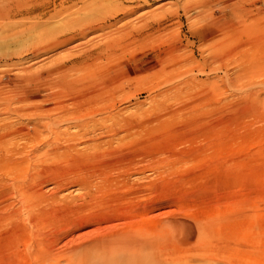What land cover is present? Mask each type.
I'll use <instances>...</instances> for the list:
<instances>
[{
    "label": "rangeland",
    "instance_id": "obj_1",
    "mask_svg": "<svg viewBox=\"0 0 264 264\" xmlns=\"http://www.w3.org/2000/svg\"><path fill=\"white\" fill-rule=\"evenodd\" d=\"M62 1L37 0L43 9L0 23V108L46 105L63 115L61 126L54 123L63 133L58 142L45 131L22 149L36 158L17 181L37 193L15 223L0 218V264H27L24 252L29 245L39 253L37 242L51 241L55 253L70 257L109 233L175 243L180 223L204 234L214 255L264 264V0H65L69 9L49 17ZM137 3L143 6L123 14L122 5ZM153 10L162 28L137 30L138 17ZM125 22L133 25L127 33ZM82 24L103 27L81 37ZM92 47L100 58L91 66L68 67L72 55L85 60ZM166 49L176 61L164 59ZM212 51L225 60L211 61ZM60 61L67 81L52 68ZM28 87L49 101L13 104V94ZM86 106L91 111L79 113ZM0 111V122H24ZM120 154L136 157L125 172L107 165ZM11 158L1 157L0 179ZM103 171L105 183L97 179ZM10 188L0 216L19 205ZM114 216L116 229L100 221Z\"/></svg>",
    "mask_w": 264,
    "mask_h": 264
},
{
    "label": "bare ground",
    "instance_id": "obj_2",
    "mask_svg": "<svg viewBox=\"0 0 264 264\" xmlns=\"http://www.w3.org/2000/svg\"><path fill=\"white\" fill-rule=\"evenodd\" d=\"M124 1H127V0H124ZM143 2L145 3L146 0H143ZM141 5L143 6V4H139V3L134 4V5L132 4L130 6L122 5L121 9L123 10L122 11L123 14L125 16H127V15H130V13L134 12L139 7H141ZM119 6H120V4H119ZM44 7L45 6H43V5L40 6L39 3H37V0L36 1L0 0V23H4V21H6V20L8 21L9 19H12L16 15L31 14V13L35 12L36 10H39L40 8L43 9ZM69 7H70V5H66L65 0H63L59 4V8L54 9V12L52 14H50L51 16L49 15V17H53L55 15H58L60 13V11L62 12L63 10H68ZM44 15H45V12H39L37 14V16H35V17L42 18V17H44ZM158 15H159V12L155 11V10L150 11L148 15H145V14L140 15L138 17V20H137V22L139 24L136 25V29L141 31V32L142 31L145 32L146 29L151 30V31H158L159 28L161 27V23H162L161 20H155L156 17H159ZM152 17H155V18L153 19ZM150 20H152V21H150ZM81 27L78 29L79 33H77V32L76 33H77V35L82 37L83 35L87 34L88 32H91V31L95 32L98 29H102L103 26H102V24H94V25L91 24V25H87V26L82 24ZM126 28H128V31H129L130 29H133V25H131V24L129 25L127 22H125L122 25V32L125 31V33H127L128 32L127 30L123 31V29H126ZM73 32H75V31H73ZM47 33H48V31H47ZM44 34H46V33L44 32ZM73 34L71 36L70 35L67 36V38H64L62 40V42L66 41V40H71L77 36V35H75V34L73 35ZM205 36H207V35H205ZM128 40H129V38L126 39L125 43L123 41L122 42L124 44H127ZM119 42H121V41L119 40ZM35 44H36L35 46L38 47L39 45L42 44V42L39 41ZM220 46H221V48L218 50L220 52H223V50L226 49L224 40L220 43ZM94 47H97V45ZM94 47L86 48L87 57H86V59L84 58L85 60H81V58H82L81 55H78V56L72 55L70 57V59L68 58L69 60L68 59L67 60L70 62V66H68V67L83 68L84 66H88V65L91 66L92 63L96 59L100 58V56H98V53L100 51H95L96 48H94ZM170 49L175 50L173 45L170 47ZM166 52H167V55H165L164 59H168L170 61H174V60L176 61V58L178 57L177 53L168 54L169 52L167 49H166V51H164V53H166ZM208 57L211 61L216 62V63H220V62H223L225 60L224 56L222 54H220L218 51H216L214 53L212 51V54L210 52L208 54ZM182 61H183V59H182ZM178 62L179 61H177L176 63H178ZM176 63H174V64H176ZM52 68H54L56 73H58V75L60 76L62 81H63V78L64 79L66 78V81H67V72H64L65 69H67V68L64 67V61H60V62L54 64V66ZM174 72H175V69H174ZM41 85H42V83L39 84V82L38 83L36 82L37 87L40 88ZM2 89L3 88L0 89V96H1V93L3 92ZM28 90H29V87L27 88V91H24V89H23V90H20V92L18 94L14 93L13 95L15 98H13L12 100H15V101H12V103L14 102L15 104H18V103H21L23 101L26 102L28 99H37L38 100V98L41 95L38 93L39 91L38 92H36V91L35 92H29ZM27 92H29V93H27ZM43 96H44V94H43ZM9 97H12V96H8V98ZM7 100H9V99H7ZM40 100L42 103L44 102L45 104L47 101H49L47 99V97L43 98L42 96L40 97ZM31 102H33V101H31ZM1 103H3V102L1 101L0 104ZM29 104H32V103L29 102ZM51 105H53V104H51ZM33 106L34 107H29V108H24V107L20 108V107H16V106H11L10 108H8L5 105H3L0 108V110H3L4 113H7V115L10 114V115L18 116L24 120V122L21 121V122L17 123V125H14L15 122H14V124H12L11 121H6V119L8 117L7 116L5 119H3L5 121L2 120L0 122V130H1L0 132H2L0 134V144H2L4 146L2 153L6 157H13V158L9 159L10 161L7 160V162H6L8 164L7 169L1 172V173H3V176H1L2 179H0V181L1 182L3 181V185H4L6 190L4 193L0 191L2 193L0 195V199H1V201L2 200L3 201L8 200L7 197L10 195V192H11L10 186H11L12 190H13V192H12L13 195L18 197V200L15 202H18V204H19L15 208H13V210H11L12 209L11 208L8 211H6L4 215L2 214L0 216V218H1V220L7 219L6 221L13 222V223H15L18 215H20L19 212L24 211V210H28L30 208L28 198L31 196L35 197V194L37 193V190H36V188L34 189L33 184H31L29 182L25 183V182L17 181V179H19V177L21 176L23 168L25 166L27 168L28 167L30 168L32 165V162L34 160L32 158H36L35 156L33 157L32 153L26 154L27 156L25 157L22 154V149L25 147V145H27L29 143H33L37 139H39L40 138L39 136L41 134L43 136L45 134H48V133H49L48 135L54 134L53 138L55 139V142H58L60 140V137L63 136V133H60V134L58 133L57 129H59V127L58 128L54 127V126H56V125H54V123L59 124L58 120L63 115L57 114L58 115L57 116L55 114V116H53L52 112L51 113L49 112V107L46 105L36 107L33 104ZM91 108H92V106L91 107L86 106V108L80 107V109H78V111H79V113H82V112L84 113L88 109L87 111L89 112V111H91ZM0 113H1V111H0ZM48 113H50V114H48ZM18 117H16V118H18ZM13 120H15V119L13 118ZM16 121H18V119H16ZM81 123H85V122H81ZM60 124H63V123H60ZM87 124H80V128L86 127ZM93 126H95V125H93ZM87 127H90V123H89V126H87ZM90 129L92 130V128H90ZM95 129L93 128V130H95ZM77 130H79V129H77ZM45 131L48 133L43 134V132H45ZM59 131H61V130H59ZM66 133H68V132H66ZM66 133L64 135H67ZM73 135H76V134H69V135H67V137L70 139ZM43 136H41V137L43 138ZM120 137H119V139H120ZM49 138H51V136ZM54 139H52V140L54 141ZM18 140H20V141H18ZM52 140H50V141H52ZM45 141H43V142H45ZM53 141L51 143H53ZM43 142H42V144H44ZM47 143H46V145H47ZM35 146L39 147V145L37 146V144ZM36 147H34V148H36ZM34 148H32V151ZM51 148H53V147H51ZM94 148H96V147H94ZM14 155H16V157H14ZM48 155H49V153L45 154L46 157H48ZM121 155H123V154H120V156ZM1 157H0V162H1ZM135 158L132 157L131 155L130 156H124L122 158L116 157V159H114V160H108L107 165L109 166V169L110 168H114V169L116 168V169H119L121 172H125L126 170L129 169L128 167L131 164L134 165L133 162L136 160ZM137 158H139V157H137ZM25 160H26V162H25ZM5 161L6 160H4L2 164H4ZM135 163H138V162H135ZM2 164L0 163V167L2 166V168H3L4 166ZM0 171H1V168H0ZM4 172H5V174H4ZM106 173L107 172H105V171H103L102 173H99L97 176V179L99 178L100 180H103L105 183V181H108L110 179L109 176L105 175ZM123 176H124V174H123ZM113 180H111V182ZM9 183H10V186H9ZM83 184L87 187L88 181L85 180ZM111 184H114V183H111ZM111 184H109V185L111 186ZM125 184H124V187L126 186ZM1 185H2V183H1ZM101 185H103V184H101ZM117 185H119V184H117ZM136 186H137V184H136ZM129 187H132V186H129ZM134 187H135V185H134ZM121 189H122V186H121ZM136 189H138V188H136ZM139 189H140V187H139ZM132 191H134V190H132ZM16 199L17 198H15L14 200H16ZM5 203H7V202H5ZM9 203H7V204L11 205ZM15 204H12V205L15 206ZM123 213H125V212L123 211ZM33 218H35V217H33V214H31V215L28 214L27 220L32 225L34 223ZM116 219L120 221V218L117 216H114V217L106 219V220L101 219L100 221H103V223L107 222L108 223L107 227L112 228V229H116L120 226L119 221H118V223H116V221L114 223V220H116ZM71 221H74V220H71ZM123 223H125V221ZM123 223L121 222V224H123ZM75 224H76V222L71 223L70 227L74 226ZM179 226H180V228L178 229L179 230L178 233L173 237L174 239H176L175 243H172V241L170 242V239L167 241H162L160 239L151 240V239L144 238V237L136 238L134 236H127V235H122V234H118V233H117L118 235L109 233V234H106L105 236H103L102 238L99 237V238H96V239H93V240L87 242V244L83 245V247H81V248L71 250L70 257H69V254L67 251H64L63 253H62V251H58L55 253L53 250V246L51 245L52 244L51 241L47 242V243L37 242L36 247L40 249L39 253L35 252V255H34V253L31 250V249H33V247H30L28 245L27 250L24 252V254H26V255L23 257V260L28 261L27 264H38V257L43 261V264H46V263L62 264L61 261H63V260H65V262H64L65 264H68L69 262H66V261L71 260V259H72L71 260L72 264H240L239 259L235 260V258L231 259V258L224 256V255H218V254L214 255L215 246L214 245H212V246L207 245V242L205 240H203L205 237L204 234H201L199 232V230L195 229L194 225L189 224V223H180ZM202 233H203V231H202ZM67 257H69V258L67 259Z\"/></svg>",
    "mask_w": 264,
    "mask_h": 264
}]
</instances>
